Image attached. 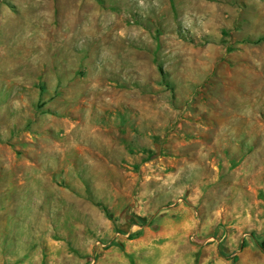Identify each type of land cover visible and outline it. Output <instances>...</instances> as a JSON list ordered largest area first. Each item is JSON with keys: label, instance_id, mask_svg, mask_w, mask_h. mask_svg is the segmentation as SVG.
<instances>
[{"label": "rangeland", "instance_id": "rangeland-1", "mask_svg": "<svg viewBox=\"0 0 264 264\" xmlns=\"http://www.w3.org/2000/svg\"><path fill=\"white\" fill-rule=\"evenodd\" d=\"M261 246L264 0H0V264Z\"/></svg>", "mask_w": 264, "mask_h": 264}, {"label": "trees", "instance_id": "trees-1", "mask_svg": "<svg viewBox=\"0 0 264 264\" xmlns=\"http://www.w3.org/2000/svg\"><path fill=\"white\" fill-rule=\"evenodd\" d=\"M241 247H243V245H241ZM260 249H261L262 252H264V247L263 246H261Z\"/></svg>", "mask_w": 264, "mask_h": 264}]
</instances>
